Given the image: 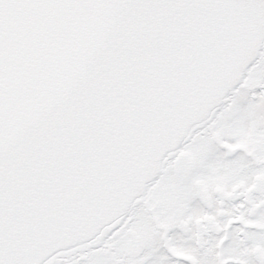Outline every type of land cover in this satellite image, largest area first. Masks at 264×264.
Listing matches in <instances>:
<instances>
[{
    "label": "snow or ice",
    "instance_id": "obj_1",
    "mask_svg": "<svg viewBox=\"0 0 264 264\" xmlns=\"http://www.w3.org/2000/svg\"><path fill=\"white\" fill-rule=\"evenodd\" d=\"M0 264H264V0H0Z\"/></svg>",
    "mask_w": 264,
    "mask_h": 264
}]
</instances>
